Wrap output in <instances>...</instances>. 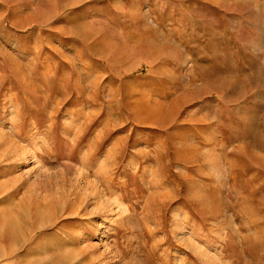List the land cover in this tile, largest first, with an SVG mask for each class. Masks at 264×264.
<instances>
[{
  "label": "rangeland",
  "instance_id": "1",
  "mask_svg": "<svg viewBox=\"0 0 264 264\" xmlns=\"http://www.w3.org/2000/svg\"><path fill=\"white\" fill-rule=\"evenodd\" d=\"M0 264H264V0H0Z\"/></svg>",
  "mask_w": 264,
  "mask_h": 264
}]
</instances>
